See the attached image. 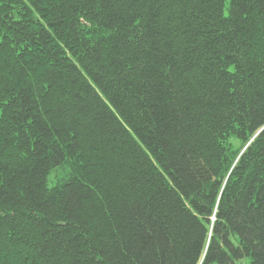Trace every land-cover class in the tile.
<instances>
[{"label":"trees","instance_id":"16d2710c","mask_svg":"<svg viewBox=\"0 0 264 264\" xmlns=\"http://www.w3.org/2000/svg\"><path fill=\"white\" fill-rule=\"evenodd\" d=\"M221 4L0 0V264H264V0Z\"/></svg>","mask_w":264,"mask_h":264},{"label":"snow or ice","instance_id":"6c2138e0","mask_svg":"<svg viewBox=\"0 0 264 264\" xmlns=\"http://www.w3.org/2000/svg\"><path fill=\"white\" fill-rule=\"evenodd\" d=\"M232 4H233V0H222L221 13H222L223 19L225 21H227L228 19L231 18V15H232V12H231ZM137 23H139V21H137ZM256 39L262 45H264V28H261V30L259 31V34L257 35ZM230 71H235V69H230ZM0 87H2V86H0ZM3 103L7 104L8 101L4 100ZM3 116H4V110H3V108H0V120L3 119ZM28 123L31 124L32 121L29 120ZM0 126H2V125H0ZM17 135H19V133H17ZM2 143H3V141L0 140V144H2ZM33 151H35V149H33ZM28 155H29V153H27V152L24 153L25 158H27ZM0 187H3V181L2 180H0ZM50 187H54V185L50 186ZM21 195H23V194L21 193ZM0 199H2V197H0ZM8 215H12V212H8ZM58 223H59V227H61V228H65L68 225V221L63 220L62 218L59 220Z\"/></svg>","mask_w":264,"mask_h":264},{"label":"rangeland","instance_id":"374dc122","mask_svg":"<svg viewBox=\"0 0 264 264\" xmlns=\"http://www.w3.org/2000/svg\"><path fill=\"white\" fill-rule=\"evenodd\" d=\"M235 145H237L236 142ZM65 173L66 172L61 169L54 170L48 177V186H55L58 183L64 181L66 179ZM240 264H247V259L242 260Z\"/></svg>","mask_w":264,"mask_h":264}]
</instances>
